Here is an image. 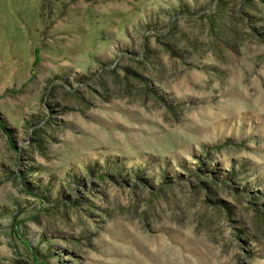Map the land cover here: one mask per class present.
I'll return each mask as SVG.
<instances>
[{
    "label": "rangeland",
    "instance_id": "1",
    "mask_svg": "<svg viewBox=\"0 0 264 264\" xmlns=\"http://www.w3.org/2000/svg\"><path fill=\"white\" fill-rule=\"evenodd\" d=\"M0 264H264V0H0Z\"/></svg>",
    "mask_w": 264,
    "mask_h": 264
}]
</instances>
